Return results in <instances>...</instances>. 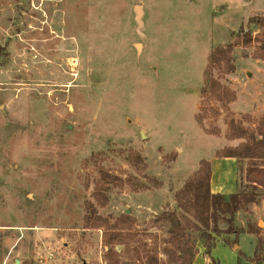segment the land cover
<instances>
[{
    "label": "rangeland",
    "instance_id": "obj_1",
    "mask_svg": "<svg viewBox=\"0 0 264 264\" xmlns=\"http://www.w3.org/2000/svg\"><path fill=\"white\" fill-rule=\"evenodd\" d=\"M217 1L0 0V264H109L110 250L143 264L131 250H163L166 228L154 221L176 208L201 161L213 165L215 193L248 186V161L215 153L240 143L226 138L230 119L250 124L264 114L256 46L234 51L233 73L212 72L234 103H204L202 91L211 51L264 16V0H229L226 11ZM100 170L150 190L110 186L102 207ZM87 202L111 224L135 220L127 248L106 246L104 228L86 227ZM233 226L238 235L223 232L211 257L198 242L197 264L253 257L258 236L248 231L264 238V195Z\"/></svg>",
    "mask_w": 264,
    "mask_h": 264
},
{
    "label": "trees",
    "instance_id": "obj_2",
    "mask_svg": "<svg viewBox=\"0 0 264 264\" xmlns=\"http://www.w3.org/2000/svg\"><path fill=\"white\" fill-rule=\"evenodd\" d=\"M257 25L264 30V16L252 17L249 20L247 29L241 28L234 36V41L225 47L213 49L208 57V64L205 71V86L202 91L204 103L214 100L222 106L235 102V94L214 79L212 72L222 70L225 73H233V54L237 48L248 49L256 46L255 52L251 55L253 59L264 61V32L253 33L251 27ZM247 118V117H246ZM244 120L230 119L226 138L229 141H239L235 147H226L215 153L218 159H235L237 161H248L245 171L247 187L242 191L231 194L212 192V163L207 160L200 162L199 168L187 179L184 186L175 195L176 208L172 211L161 214L154 222L159 220L166 228L164 248L159 252L158 248L146 250H131L133 256L138 260H144L143 264H194L199 254L198 242H202L205 253L211 257L212 250L218 244V238L224 232L238 235L234 229V223L239 213L249 212L253 206L263 203L264 195V114L257 121L253 122L250 117ZM199 123H203L204 117L198 116ZM129 159L140 172H145L144 160L138 153H131ZM101 180L97 182L94 197L102 207L107 204L106 191L111 186L123 187L130 184L135 192L148 191L150 187L142 182H133L132 178L113 176L104 170H100ZM159 187L160 184L154 178L144 176ZM88 215L84 222L87 228L105 229L106 246L126 245V238L133 229L135 220L129 215H122L115 224L111 220L98 216V212L92 202H87ZM221 225L228 226L225 231ZM128 233H125L127 232ZM249 234L258 236V244L252 258L246 264H264V238L258 230H249ZM227 244H231L225 239ZM237 239L234 244H237ZM127 248V245H126ZM130 249L128 253H131ZM144 252V253H143ZM166 258H162L161 255ZM132 256V257H133ZM133 257V259H134ZM244 256H240L238 264L243 263ZM107 259L109 264H129L119 260V255L110 250ZM132 264V262H130ZM24 264V263H23Z\"/></svg>",
    "mask_w": 264,
    "mask_h": 264
},
{
    "label": "crops",
    "instance_id": "obj_3",
    "mask_svg": "<svg viewBox=\"0 0 264 264\" xmlns=\"http://www.w3.org/2000/svg\"><path fill=\"white\" fill-rule=\"evenodd\" d=\"M245 1L247 2V1H249V0H245ZM217 2L219 3L218 7H219L220 10H222V11H226V10H228L227 6H228V2H229V0H220V2H219V1H217ZM217 2H216V3H217ZM254 16H255V15H254ZM254 16H251V17H254ZM251 17H250V18H251ZM250 18H249V19H250ZM257 63L260 64V65H264V61H260V60H258ZM260 71H261V70H260ZM261 73H264V71H263V72L261 71ZM212 167H213V165H212ZM212 192L215 193L214 190H213V176H212ZM218 193H219V192H218ZM223 194H224V193H223ZM197 256H199V254H198ZM197 260H198V259H197V257H196L194 264H197Z\"/></svg>",
    "mask_w": 264,
    "mask_h": 264
},
{
    "label": "water",
    "instance_id": "obj_4",
    "mask_svg": "<svg viewBox=\"0 0 264 264\" xmlns=\"http://www.w3.org/2000/svg\"><path fill=\"white\" fill-rule=\"evenodd\" d=\"M138 48L140 49V48H141V46H140V47L138 46ZM17 263L19 264V261H18Z\"/></svg>",
    "mask_w": 264,
    "mask_h": 264
},
{
    "label": "bare ground",
    "instance_id": "obj_5",
    "mask_svg": "<svg viewBox=\"0 0 264 264\" xmlns=\"http://www.w3.org/2000/svg\"><path fill=\"white\" fill-rule=\"evenodd\" d=\"M140 47V46H139Z\"/></svg>",
    "mask_w": 264,
    "mask_h": 264
}]
</instances>
